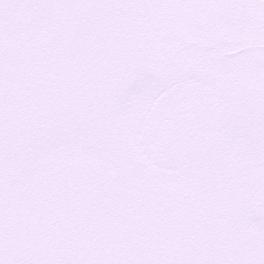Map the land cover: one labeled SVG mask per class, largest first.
<instances>
[{
    "label": "snow or ice",
    "instance_id": "obj_1",
    "mask_svg": "<svg viewBox=\"0 0 264 264\" xmlns=\"http://www.w3.org/2000/svg\"><path fill=\"white\" fill-rule=\"evenodd\" d=\"M0 264H264V0H0Z\"/></svg>",
    "mask_w": 264,
    "mask_h": 264
}]
</instances>
